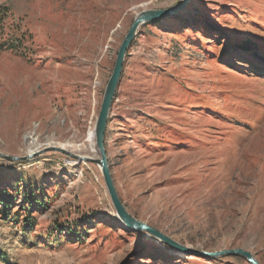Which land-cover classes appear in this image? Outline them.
<instances>
[{
	"label": "rangeland",
	"instance_id": "374dc122",
	"mask_svg": "<svg viewBox=\"0 0 264 264\" xmlns=\"http://www.w3.org/2000/svg\"><path fill=\"white\" fill-rule=\"evenodd\" d=\"M180 1L0 0V153L17 157H0V264H250L202 255L232 248L264 264V0H191L140 26L124 58L112 180L131 216L187 251L125 225L98 165L45 150L98 157L124 35Z\"/></svg>",
	"mask_w": 264,
	"mask_h": 264
},
{
	"label": "water",
	"instance_id": "95a60500",
	"mask_svg": "<svg viewBox=\"0 0 264 264\" xmlns=\"http://www.w3.org/2000/svg\"><path fill=\"white\" fill-rule=\"evenodd\" d=\"M190 1L191 0H181L180 2L176 4L168 8H163V9L143 10L134 17L132 23L130 24L128 28V31L124 35L119 45V48L117 50L114 66L109 76V79L107 81V84L105 86V90H104L103 97H102L101 104H100V109H99L97 119L95 122V128H94L95 141L94 143L98 150V157L94 158L90 156L76 155L59 146H51V147L45 148V150L48 149V150L58 151L65 155L75 157L78 159H82L84 161H89L91 163L98 165V167L100 168L108 195L115 209V213L119 217V219L128 227L132 229H136V230H144L148 232L149 234L155 236L156 238H159L160 240L165 241L169 246L175 249L182 250V251L184 250L187 251V247L180 245L179 243H177L176 241H174L167 235L163 234L159 230L147 225L146 223L142 221L137 220L136 218H134L127 212V210L125 209L124 205L122 204L117 194L116 188L112 180V176L109 170V164L107 161V155H106V151L104 147V137H105L106 126H107V122H108V118H109V114L111 110V104L114 98V93H115L118 81L120 79V75L122 73L124 58H125V55H126V52L128 50L130 43L132 42L134 36L137 33V30L139 29L140 26L147 24L149 22H152L158 18L178 14L179 12L185 9V7ZM41 151L39 150L36 153H40ZM0 157L8 159V160L17 159V157L15 156H7L2 153H0ZM27 157H30V154L22 158L24 159ZM202 255L206 257H212V258L223 256V255H235V256L244 257L247 260V262H249L250 264H260L252 256V254L249 251L244 250L242 248L204 251L202 252Z\"/></svg>",
	"mask_w": 264,
	"mask_h": 264
},
{
	"label": "bare ground",
	"instance_id": "6f19581e",
	"mask_svg": "<svg viewBox=\"0 0 264 264\" xmlns=\"http://www.w3.org/2000/svg\"><path fill=\"white\" fill-rule=\"evenodd\" d=\"M93 144H94V143H92L91 145L93 146ZM66 148H67V147H66ZM92 150H93V148H92Z\"/></svg>",
	"mask_w": 264,
	"mask_h": 264
}]
</instances>
